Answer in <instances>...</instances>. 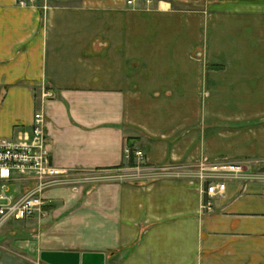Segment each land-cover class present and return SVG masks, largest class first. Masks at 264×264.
I'll use <instances>...</instances> for the list:
<instances>
[{
  "label": "crops",
  "instance_id": "0c3cea01",
  "mask_svg": "<svg viewBox=\"0 0 264 264\" xmlns=\"http://www.w3.org/2000/svg\"><path fill=\"white\" fill-rule=\"evenodd\" d=\"M20 1L0 0V137L42 113L78 178L0 230V264H264V0ZM205 161L247 169L211 213Z\"/></svg>",
  "mask_w": 264,
  "mask_h": 264
},
{
  "label": "built area",
  "instance_id": "2783aa9c",
  "mask_svg": "<svg viewBox=\"0 0 264 264\" xmlns=\"http://www.w3.org/2000/svg\"><path fill=\"white\" fill-rule=\"evenodd\" d=\"M28 1L21 0L22 5ZM45 97L51 93L45 92ZM136 158L145 166L143 154L128 144L125 160ZM133 167H138L133 165ZM245 168L234 162H203L198 177L204 185V210L214 212L215 201L227 190V178L238 177ZM70 171L58 167L52 160L49 138L44 130V117L36 113L30 131L15 138L0 137V230L12 221H23L42 213L49 190L77 179Z\"/></svg>",
  "mask_w": 264,
  "mask_h": 264
},
{
  "label": "water",
  "instance_id": "95a60500",
  "mask_svg": "<svg viewBox=\"0 0 264 264\" xmlns=\"http://www.w3.org/2000/svg\"><path fill=\"white\" fill-rule=\"evenodd\" d=\"M104 253L48 252L41 259L49 264H105Z\"/></svg>",
  "mask_w": 264,
  "mask_h": 264
},
{
  "label": "rangeland",
  "instance_id": "374dc122",
  "mask_svg": "<svg viewBox=\"0 0 264 264\" xmlns=\"http://www.w3.org/2000/svg\"><path fill=\"white\" fill-rule=\"evenodd\" d=\"M204 2H205V0H193V1H191V0H188V1H186V0H175V4L177 6L183 7V8H188V9L189 8H198V7L201 8L203 6V4H205ZM246 171H247V169L244 170V172H246ZM16 222H19V221H12L11 223H13V225L18 224Z\"/></svg>",
  "mask_w": 264,
  "mask_h": 264
},
{
  "label": "trees",
  "instance_id": "16d2710c",
  "mask_svg": "<svg viewBox=\"0 0 264 264\" xmlns=\"http://www.w3.org/2000/svg\"><path fill=\"white\" fill-rule=\"evenodd\" d=\"M132 146V144H130ZM132 166L134 165V161H131Z\"/></svg>",
  "mask_w": 264,
  "mask_h": 264
}]
</instances>
